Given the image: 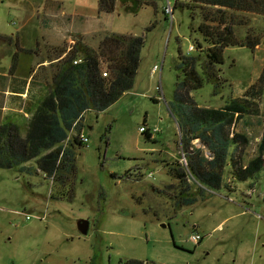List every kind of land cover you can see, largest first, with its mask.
<instances>
[{
    "label": "rangeland",
    "instance_id": "1",
    "mask_svg": "<svg viewBox=\"0 0 264 264\" xmlns=\"http://www.w3.org/2000/svg\"><path fill=\"white\" fill-rule=\"evenodd\" d=\"M142 1L135 14L132 1L124 0L111 13H100V0H0V34L7 37L0 39L2 73L17 59V39L28 49L38 47L41 62L75 49L78 41L99 51L107 33L144 37L133 87L108 109L82 118L90 141L78 150V173L74 180L66 176L65 189L46 173L0 167V264H264V168L247 181L235 175L233 144L220 187L200 184L190 171L192 161L210 157L205 110L241 96L264 73V15L243 13L246 23L237 34H257L260 45L255 51L226 47L220 67L228 85L218 95L210 81L184 91L192 105L179 103L175 93L186 76L180 48L192 50L203 38L191 28L201 16L178 7L172 20L164 12L167 0ZM45 32H56L53 48L45 44ZM35 60L29 51L21 53L20 71L28 72ZM241 131L251 139L239 146L248 162L264 138V114L237 118L224 132ZM72 180L75 192L58 197ZM183 193L195 202L178 205ZM81 219L89 222L87 234L79 230ZM192 234L202 241H192Z\"/></svg>",
    "mask_w": 264,
    "mask_h": 264
},
{
    "label": "trees",
    "instance_id": "2",
    "mask_svg": "<svg viewBox=\"0 0 264 264\" xmlns=\"http://www.w3.org/2000/svg\"><path fill=\"white\" fill-rule=\"evenodd\" d=\"M124 1H132L129 11L135 14L144 3L142 0ZM116 2L117 0H100V13L113 12ZM173 6L174 9H191L194 19L196 10L201 16L198 25H192L191 28L203 38L195 39L194 50L183 51L180 48L179 67H184L186 76L178 82V91L175 93L179 103L189 102L193 105V100L186 97L184 91H196L210 81L216 85L214 95H218L228 85L226 78L222 77L220 67L226 58V47L248 46L253 51L258 48L262 41L259 35L248 31L245 38H240L236 27L246 23L243 16L245 12L264 15V0H174ZM5 38L7 37L0 34V39L5 41ZM143 38L126 33H107L100 41L99 51L78 41L75 49L67 54V57H71L70 60L61 61L60 71L53 79L50 98L40 112H35L32 138L18 142L9 129L0 133V167L18 166L29 174L43 172L61 186L66 183L68 175H74V180L78 173V150L86 145L81 138L85 124L82 118L87 111L98 114L108 109L124 92L133 87L140 66ZM80 52L83 53V61L75 64L72 59ZM15 64L16 59L12 69ZM105 71L107 75L103 74ZM205 112L209 115L212 126V135L207 133V128L204 132L207 135L210 157L201 156L196 162H191L193 178L210 189L220 187L228 163L229 147L233 144L232 167L235 175L245 181L249 176L256 177L257 172L264 168V138L257 148V154L247 162L244 150L239 146L240 143L249 144L250 137L242 131L225 136L224 129L230 127L231 122L237 118L241 120L245 115L264 114V73L241 96L228 98L219 109H208ZM74 131V137H71L70 132ZM143 133L150 137L148 131ZM200 151L197 149L198 153ZM29 161H34L36 165L27 166ZM184 176L185 174H180L181 178ZM73 180L67 190H57L58 197L75 192ZM202 188V191L206 189ZM182 196L178 205L195 202L196 198L190 193H183ZM129 264L144 262L133 259Z\"/></svg>",
    "mask_w": 264,
    "mask_h": 264
},
{
    "label": "crops",
    "instance_id": "3",
    "mask_svg": "<svg viewBox=\"0 0 264 264\" xmlns=\"http://www.w3.org/2000/svg\"><path fill=\"white\" fill-rule=\"evenodd\" d=\"M55 33H46L43 36L45 44L50 48L55 46V40H59ZM22 42L19 44L17 39L18 46L14 52L17 59L14 69H12L13 65L9 64L7 73L0 72V133L2 134L5 129H9L18 142H25L34 135L33 120L36 116L35 112H40L42 106L50 98L53 91V79L60 71L61 61L70 60L71 58H66V55L70 52L69 50L64 53L65 56L64 54L56 58L49 56V58L45 57L40 62L37 60L40 53L38 47L31 50L23 46ZM24 51L30 52V58H36L33 61L32 69L28 72L20 71L19 55ZM77 58L78 55L72 60L74 61ZM48 62L51 65L49 67ZM56 62L60 65L55 69L54 63ZM208 122L211 124L210 118H208Z\"/></svg>",
    "mask_w": 264,
    "mask_h": 264
},
{
    "label": "built area",
    "instance_id": "4",
    "mask_svg": "<svg viewBox=\"0 0 264 264\" xmlns=\"http://www.w3.org/2000/svg\"><path fill=\"white\" fill-rule=\"evenodd\" d=\"M164 11L167 13V15L171 16L172 20H173V11H174V6H173V3L171 0H167V4H165V7H164ZM83 61V57H79L77 59L74 60V63H80ZM158 69V66L155 65L154 69H153V72H155L156 70ZM104 75H107V71L103 72ZM141 131H144L145 130V127H140ZM81 138L83 139V141L85 143L89 142L90 139L88 137V135H85L84 133H82L81 135ZM26 217L29 219L30 218V215H26ZM191 240L194 241V242H201L202 241V236L200 234H192L191 236Z\"/></svg>",
    "mask_w": 264,
    "mask_h": 264
},
{
    "label": "water",
    "instance_id": "5",
    "mask_svg": "<svg viewBox=\"0 0 264 264\" xmlns=\"http://www.w3.org/2000/svg\"><path fill=\"white\" fill-rule=\"evenodd\" d=\"M79 230L83 234H87V231L89 229V222L86 219H81L78 222Z\"/></svg>",
    "mask_w": 264,
    "mask_h": 264
}]
</instances>
